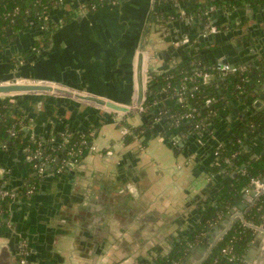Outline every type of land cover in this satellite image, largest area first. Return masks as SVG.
<instances>
[{
    "label": "crops",
    "instance_id": "1",
    "mask_svg": "<svg viewBox=\"0 0 264 264\" xmlns=\"http://www.w3.org/2000/svg\"><path fill=\"white\" fill-rule=\"evenodd\" d=\"M89 3L63 0L44 15L51 25L49 30L40 32L39 17L40 25L34 28L29 24L14 35L0 51V83L11 82L16 75L128 106L137 97L141 51L146 54V75L162 74L178 65L185 39L189 40L187 51L198 48L196 52L203 59L207 55L203 51H207L208 43L200 45L196 39L207 24L201 20L202 26L194 22L189 25L182 18L172 20L171 12L177 10L171 3L112 0L95 10ZM245 6L250 5L243 4L240 9ZM231 9L216 7L211 16L219 29L212 49L229 56L237 67L259 66L264 63V15L255 10L262 21L256 26L255 19L237 13L243 20L238 35L236 27L228 29ZM156 14H162L161 19ZM234 31L237 36L232 37ZM209 81L212 87L206 92L212 97L208 95V103L219 104L226 100L225 95H232L230 101L239 105L242 96L228 92L223 78ZM218 91L223 94L218 95ZM261 94L264 88L255 89L247 107L256 100L264 106ZM5 97L0 95V102ZM11 97L18 100L28 119L30 136L38 137L47 149L57 153L49 176L34 183L23 148L10 147L0 140V168L9 167L3 175V189L13 194L8 212L0 221V264H154L200 222L212 205H217L223 188L238 177L231 166H218L215 153L226 146L239 124L233 128L223 118L208 130V122L203 126L207 132L202 139L189 138L192 128L183 131L185 135L181 130L168 132L166 123L160 121L165 110L177 104L158 113L155 110L165 101H175L165 91L154 94L153 108L148 112L146 108L144 112L128 113L56 94H36L32 99L24 94ZM218 112L228 115L230 110L226 106L209 108L203 121ZM124 124L130 129L147 124L146 142L138 135L127 142L120 128ZM173 125L181 128L176 121ZM80 129H86L81 133L90 135L98 152L87 149L63 171V165L72 158L65 155L64 138ZM249 148L252 155L264 152V141H255ZM58 157L61 165L56 164ZM55 166L58 176H53ZM32 188L34 192L29 193ZM253 199L242 201V208L237 209L227 229L243 209L249 212L253 208ZM263 263L264 254L253 264Z\"/></svg>",
    "mask_w": 264,
    "mask_h": 264
},
{
    "label": "trees",
    "instance_id": "2",
    "mask_svg": "<svg viewBox=\"0 0 264 264\" xmlns=\"http://www.w3.org/2000/svg\"><path fill=\"white\" fill-rule=\"evenodd\" d=\"M92 1L98 0H90V2ZM159 1L162 5L164 3L168 4V0ZM58 2V0H0V51L5 48L14 35L24 31L29 26L31 19L42 16ZM180 2H190L191 4L186 5L184 8L186 14L196 19H202L204 22L207 20L205 13L212 6L229 8L247 4L257 8L264 15V0H180ZM103 3L99 2V6ZM171 13L177 14V12ZM156 15L158 19H161L162 14ZM198 53L195 50H184L182 60L178 65L165 73L151 75L148 82L144 103L147 112L152 105L154 94L165 91L167 95L177 100L179 96L176 92L181 91L183 85L187 86L182 101L174 109H166V112L163 113V120L166 123V131L168 132H170L168 129L174 132L177 129L174 125L173 127L170 126V116L173 117V122L179 119V125L181 126L179 130L188 131L202 122L203 117L207 114L209 109L204 108L207 105L209 93L206 91L212 87L210 86L212 83L210 85L203 84L201 78L197 76L199 72H208L212 73L215 78H223L224 88L236 96L252 94L255 89L264 85V63L259 66L244 67V71L240 69L222 77L218 71L209 65V61L203 59ZM193 77L195 80L191 81L190 78ZM193 111L195 119L183 118L185 114ZM146 123H149V121ZM27 124L28 119L20 110L18 100L6 96L0 102V140L7 142L10 147H29L32 152L40 150L43 158L52 162L57 151L47 149L38 137L31 139L30 134L26 132ZM121 124L123 123L121 122ZM248 126L249 128H247ZM13 127L17 131L16 137H12L9 132V129ZM147 127V124H144V126L137 129H131L132 133L125 137L126 141L131 142L134 136L138 135L140 138H144L143 143H145L147 140L145 137ZM82 138L91 143L90 135L87 133H72L69 136L68 143H64V145L61 143L62 146H65L67 158L70 157L69 152L71 150L78 152L79 149H82L80 145ZM255 141H264L263 111L241 123L231 134L226 146L218 149V166H231L237 170L238 177L223 188L217 205L203 214L200 222L169 253L160 255L154 264L183 263L194 249L204 244L206 235L229 212L236 200L242 196L245 189L250 185L251 180L253 178H264V153L253 161L251 159L253 152L245 148ZM82 150L81 155L86 152L87 148L83 147ZM243 165H245V168H243ZM28 166L30 172L33 173L32 163L28 162ZM33 178L34 183H37L39 178L36 176ZM1 186L3 185L0 182ZM12 201L13 199L9 197L0 198V203L5 209H9ZM248 224L258 227L264 225V193L259 195L255 205L245 214L244 219L234 222L225 235L215 243L201 264H241L250 242L256 234V230Z\"/></svg>",
    "mask_w": 264,
    "mask_h": 264
},
{
    "label": "water",
    "instance_id": "3",
    "mask_svg": "<svg viewBox=\"0 0 264 264\" xmlns=\"http://www.w3.org/2000/svg\"><path fill=\"white\" fill-rule=\"evenodd\" d=\"M159 1V0H158ZM191 4L190 2H186V3H181L178 5H174V9L177 8H185L186 5ZM221 10V9H220ZM233 12L229 15L230 17H228V21L230 22L228 29L231 31V28L236 27L237 30H239L238 35H241L242 31H241V22H243V20L241 18L237 17V13H244L246 15V17H249L250 19L253 18L256 20V22H258V24L256 26H259L262 21H259L260 17L256 16V11L253 10L251 7H245L244 9H240V6H237L235 9L232 10ZM216 12H212L210 13L211 16H213V14H215ZM38 19L34 18L30 20V24L34 26V28L39 24L38 23ZM189 25L190 22H187ZM196 23H198L199 25L202 26V22L201 21H197ZM215 25H217L216 23H214ZM40 25V24H39ZM41 30L40 32L43 33L47 30H49L51 28V25L49 24V21H45L44 19L41 20ZM39 26V27H40ZM203 29H201L202 32H200L199 37H196L197 40H199L200 45H202L203 41L207 42V46L208 49L207 51H203L205 53L203 54H207L205 59L206 61H211L212 64V68L215 69L216 66L218 64H222V65H226L229 64L231 66H235V62H232L229 59V56L227 55H220L218 53L217 49H212L213 48V43H214V38H216V34L214 35H209V36H204L203 33L204 31L208 30L210 28V26H202ZM34 31V30H33ZM11 32V31H10ZM233 32V31H232ZM23 34V33H21ZM202 34V35H201ZM231 34H235L232 37L237 36V32L234 31V33ZM231 37V38H232ZM199 46V45H197ZM239 49V48H238ZM200 49L196 48V51H198ZM184 52V47L182 48V53ZM145 57L146 54L144 51H141L138 55V63H137V72H136V81H137V97L135 102L130 106H125L122 104H118L112 101H108L102 97H97L94 95H90L87 94L85 92L82 91H77L75 89H70L61 85H56V84H19V83H0V95L3 96H14V97H19L20 94H24V97L27 99H32L36 96V94H62V96L65 97H71L74 99H78L81 101H85V102H89V103H93L95 105L101 106V107H105L109 110H112L114 112H120V113H128L130 111H137V108L141 105L144 104L145 100H146V83L149 82L151 74L149 75H145L144 74V63H145ZM147 77V80L146 77ZM19 76H14L12 78L16 79ZM224 81V80H223ZM222 81V82H223ZM221 82V83H222ZM211 82L206 83V85H210ZM264 85H261L260 87H258L257 89H263ZM218 95H222L223 92L222 91H218L217 92ZM211 97L212 95L209 94ZM224 98L226 100H222L221 103L217 104V102L215 101H211L210 103H208L204 109H213L214 108H220V107H228V109L230 110V113L228 115H225L224 113L218 112L216 113V115H214V117L210 118V120H204L201 122V125L197 128H193L192 129V133L190 134L191 136L189 137L191 139V137H198V138H204V136H206V132L203 129L202 123L207 124L208 122H210V125L208 123V130H211L214 127V124L219 123V121L221 122L223 120V118H226L227 120L230 121L231 126L236 127L238 126V124L240 125V122H246L247 120H249L252 116L256 115L257 113H259V111L264 108L263 103L261 101H254L251 103V107L248 108L247 105H249V99H252V95L249 94L246 97L242 96L240 98H238V104L232 102V100L230 101V99H232V95H225ZM260 98L264 100V94L260 95ZM229 101V102H227ZM180 102V100H175V101H165L164 103H162V105L157 106V108L155 110H157V113L160 112L162 109L167 108V107H172L176 104H178ZM217 105V106H216ZM153 107H151L152 109ZM241 108V109H240ZM155 112V111H152ZM232 119V120H230ZM164 120H161L160 122L163 123ZM169 122L172 123L173 122V117H169ZM156 124V123H155ZM249 128V126L247 127ZM86 130V129H85ZM84 129H80L78 132H84ZM65 131V130H64ZM179 129H175V132H179ZM26 132L29 133V129H26ZM95 133V132H94ZM181 135H185L183 131H180ZM176 142L179 145H182V143L180 144V141L176 138ZM225 147V146H224ZM247 150H250V148L248 146L245 147ZM264 152L263 151H259L256 152L254 155H252L251 159L254 161L256 159L259 158L260 155H262ZM216 155V154H215ZM75 155L72 156V158H70L64 165H63V171L68 170L69 168L72 167L74 159H75ZM61 160L60 157L57 158L56 160V164L57 165H61ZM243 168H245V165H243ZM6 172L9 171V167H4L3 168ZM49 167L46 169L45 173L41 176L46 177L49 176ZM58 166H55L53 168V176H58L60 175V172L57 171ZM235 177V175H233ZM42 179V180H43ZM264 180V178H263ZM254 188V187H253ZM260 195L259 190L255 189L253 190V192L251 193V195L249 194H244L242 201L244 199L246 200H251L254 201L253 198H255V200L257 201L258 196ZM242 201H238L236 203V205L234 207H232L229 212L227 214H225L224 219L220 221V223L216 226H214L213 230L210 231L206 237H205V243L202 246L197 247L196 249H194L190 255H188L186 257V259L184 260V262L182 264H201L205 258L208 256V254L210 253L212 247L215 245V243L222 238L225 233L227 232L228 229L231 228V226L228 227L227 229V225L229 224L230 220L232 219L233 215H235V213L237 212V209L242 208ZM215 205H212L211 208H213ZM244 209L242 210V213L240 215H237L236 217H234L233 221H239V220H243L245 214L247 213V211H245L244 213ZM250 227H253L256 230V234L253 238V240L250 242L249 248L247 250V253L245 254L244 258H243V262L242 264H253L256 261V258L262 254H264V226L262 227H258V226H251L248 225ZM194 227V226H193ZM193 227L191 228V230L193 229ZM190 230V231H191ZM188 231V233L190 232ZM216 236L217 239H216ZM22 261H19V263H21ZM264 264V263H263Z\"/></svg>",
    "mask_w": 264,
    "mask_h": 264
},
{
    "label": "built area",
    "instance_id": "4",
    "mask_svg": "<svg viewBox=\"0 0 264 264\" xmlns=\"http://www.w3.org/2000/svg\"><path fill=\"white\" fill-rule=\"evenodd\" d=\"M59 2L58 3H61L63 0H58ZM107 1H112V0H98V1H92L88 4V6L91 8V9H97L99 7V2L100 3H103V2H107ZM174 3H176V5L178 4H181L180 0H172ZM216 6H212L206 13L205 15L207 16V20L205 21V24H207L208 26H210V28L206 31H204L203 35L204 36H209V35H214L216 33H218L219 29L217 27V25H215L214 23H212V17L210 15V13L214 12ZM236 8V7H235ZM177 10V14H171V19L172 20H175V19H184L185 21L187 22H194L196 23L198 20H202V19H196L192 16H188L185 12V10L183 8H177L175 9ZM47 12H45L42 16H40V18L44 19L45 21H47L46 17L44 16ZM8 15H10L8 13ZM178 15V16H177ZM44 16V17H43ZM39 18V17H38ZM40 19V20H42ZM206 25V26H207ZM202 35V34H201ZM182 46H184V48H186L185 50H188L190 47H189V40L185 39L182 41ZM241 71H244V68H238L237 66H231L229 64H226V65H222V64H218L215 68L216 71H218L222 77L226 76L228 73H234L238 70ZM146 75V74H145ZM203 84H206L208 82H211L209 81L211 78L214 77V75L212 73H208V72H199L198 75ZM146 77V76H145ZM147 80V77L146 79ZM191 81L195 80V78H190ZM11 83H19V84H46L47 82H44V81H39V80H36V79H31V78H16L14 79L13 81H11ZM48 84H51V83H48ZM147 85L148 83H146V91H147ZM187 89V86L186 85H183L182 88H181V91H178L176 93H178V100H180V102L182 101V98H183V93L184 91ZM173 98V97H172ZM146 101V100H145ZM145 103V102H144ZM207 104H208V101H207ZM109 110V109H108ZM137 111L138 112H144L146 111V108L144 107V104L139 106L137 108ZM184 119H195V114H194V111L193 112H190V113H187L183 116ZM203 121V120H202ZM121 122L122 121H119V124L121 125ZM177 124H179V119L176 120ZM201 125V122L199 124H197L195 126V128L199 127ZM202 126H204V123H202ZM120 128L122 129V133L124 136H127V135H130L132 132L130 131L131 129L122 125L120 126ZM9 132H10V135L12 137H16L17 136V131L15 129V127L9 129ZM70 136V135H69ZM69 136H66L64 138V142L65 144L69 142ZM35 137H31V139H34ZM83 149V147L91 150V151H95V152H98V147L93 144V143H89L85 138H82L81 140V144H80ZM82 149H79L78 152H74L73 150H71L69 152V155L70 156H77V155H81V153L83 152ZM24 152H26V158H27V161L32 163L33 165V174L34 176L40 178L46 171V169L51 165V162L50 160L48 159H44L43 156H42V152L40 150H36L34 152H32L29 147H24L23 148ZM217 156H218V151L215 153ZM235 155H237V153H235ZM227 162H229V160H227ZM5 170L0 168V182L1 184L3 185L4 183V178H3V175L5 174ZM259 190L260 194L264 193V180L263 179H260V178H253L250 182V185L245 189V193L247 194H250V192H253L254 188ZM34 188V187H33ZM30 189L29 190V193H33L34 192V189ZM5 197H9L11 199H13V194L8 192V191H5L3 189V186L0 187V198L3 199ZM8 212V209H5L1 203H0V221L6 216L5 214H7ZM248 225H251V224H248ZM252 226V225H251ZM264 226V225H263ZM259 227H262V226H259ZM226 251V250H225ZM25 261H22V263L24 264ZM176 264H182L180 262L176 263Z\"/></svg>",
    "mask_w": 264,
    "mask_h": 264
},
{
    "label": "flooded vegetation",
    "instance_id": "5",
    "mask_svg": "<svg viewBox=\"0 0 264 264\" xmlns=\"http://www.w3.org/2000/svg\"><path fill=\"white\" fill-rule=\"evenodd\" d=\"M168 3H171L172 5H171V7H173L174 8V5H176V3H174L172 0H168ZM235 7L236 6H234V7H232L233 9H235ZM240 7H242V6H240ZM246 7V6H245ZM248 7H251V6H248ZM253 10H257L258 11V9H256V8H254V7H251ZM233 9H231V10H233ZM202 22H204L203 20H201ZM205 23V22H204ZM192 51V50H191ZM247 96V95H246ZM245 96V97H246Z\"/></svg>",
    "mask_w": 264,
    "mask_h": 264
},
{
    "label": "bare ground",
    "instance_id": "6",
    "mask_svg": "<svg viewBox=\"0 0 264 264\" xmlns=\"http://www.w3.org/2000/svg\"><path fill=\"white\" fill-rule=\"evenodd\" d=\"M144 70H145V68H144ZM128 106H131V105H128ZM104 107V106H103Z\"/></svg>",
    "mask_w": 264,
    "mask_h": 264
},
{
    "label": "rangeland",
    "instance_id": "7",
    "mask_svg": "<svg viewBox=\"0 0 264 264\" xmlns=\"http://www.w3.org/2000/svg\"><path fill=\"white\" fill-rule=\"evenodd\" d=\"M60 96H62V94H59Z\"/></svg>",
    "mask_w": 264,
    "mask_h": 264
}]
</instances>
